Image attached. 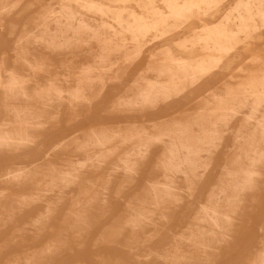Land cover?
Wrapping results in <instances>:
<instances>
[{
	"label": "bare ground",
	"instance_id": "obj_1",
	"mask_svg": "<svg viewBox=\"0 0 264 264\" xmlns=\"http://www.w3.org/2000/svg\"><path fill=\"white\" fill-rule=\"evenodd\" d=\"M4 1L5 4L8 3L4 5V9H6L12 4H18L17 2L21 0H14L10 4V0ZM68 1L70 4L58 14L57 12L56 14H51V12L48 14L46 11L45 13L48 15H43L44 21L39 29L40 33L30 38L34 39L36 44L38 42L41 45L44 44L46 50L59 56L76 55L74 54L76 51L81 53L82 51L79 50L85 47L89 48V53L86 57L82 56L83 54L81 55L86 59L79 67L62 64V68L66 72H64V75H58L59 73L51 75L53 71L51 68H53L52 64L54 63L53 60L48 58H42L38 60L37 65L32 66L33 74L24 76V73H26L24 72V75H21L16 68L10 70L6 80L0 74V103L7 117V121L0 125L1 156L16 157L19 152L33 146L40 135L56 131L59 127L58 124L60 125L61 109L65 105L68 106L67 124L73 125L80 117L73 111V108L76 109L74 104L87 103L91 106L93 100L99 98L105 92L104 90L113 80L111 74L117 73L120 66L122 68V65L124 67L126 63L133 64L147 49L159 47L161 40L169 35V27L181 28L182 25L184 26L190 22L193 15L199 18L206 16L208 12L218 8L222 0H130L138 3L139 7L143 8L145 12L143 14L129 12L131 14L129 19L123 16L124 10L109 11L106 8L107 11H105L96 2L86 0ZM109 1L121 3L122 5L130 2L129 0ZM80 2H83L82 7L89 11L95 10L102 14H113L116 26H106V24L100 27L97 26V28L91 26V18L86 17L78 10L76 11L75 7H72L74 6L72 3L80 5ZM159 2L165 6L166 11L156 6ZM110 4L112 3L110 2ZM107 7L109 8V6ZM51 24L55 28H51ZM261 30H264V0H238L234 12L227 17L225 23L213 29H206L190 45H179L184 50L196 55L193 61L188 62L189 59L176 57L177 55L174 56L175 52L171 53L169 50H164L163 56L157 52L161 58L155 60L152 66L149 65L150 71L156 76L155 80L147 81L145 78L147 76L137 78L140 81L134 82L135 87H133L134 85L131 86L134 89L126 90L124 94H121L114 102V107L121 110L122 113L132 114L143 112L146 109H155L160 104L170 103V101L184 93L186 89L188 90L189 86H195L202 77L214 72L224 57L235 55L239 49V44L254 40L255 34ZM29 52L27 49H21L16 54L19 58L24 59ZM251 60L249 61L251 62ZM252 63L251 65L254 67L248 68L247 66L246 69H244V66L242 67L241 71L246 75L248 73V75L243 80L238 78L240 81L237 83V90L233 91L235 96L232 93L231 97H220L221 99L219 98L217 102L224 106L218 107L216 111L211 113L199 111L185 118H183V115L179 118H176V116L174 119H170L171 121L166 123L161 121L160 125L152 128L141 127V130L134 128L137 130L136 134H133L132 129H123V131L118 129L113 132L109 130L107 132L92 130L89 135L86 134L88 136L85 135L84 139L77 138L73 140V136H71L65 142L60 143V146L56 149L60 150L63 146L67 148L73 145L76 153L86 156L83 161H77L79 163H76L71 158L62 159L58 168L57 165H51L50 163L51 168L48 169L50 173L39 180L37 187H33L32 184L31 187L33 188L28 190L35 192L20 197H17L18 195L8 197L9 194L11 195V191L7 188L0 191L1 199H12L7 204L12 206L15 204L32 205L33 203H30L31 197H36V199L43 202V199L50 194L62 198L66 189L79 186L81 189L80 198H90L97 201L102 197L105 200L104 196L107 195V188L105 187L106 191L103 190L105 192L102 191L103 196H101L99 190V193H97L91 189L95 182L102 181L103 184H109L117 179L116 177L119 174L123 175V182H127L133 175L137 176L139 168L147 161L152 149L161 146L163 153L160 165L163 167V180L155 185L150 184L149 187L152 200L151 206H155V209L151 210L146 206H142V204L147 205L146 203H141L139 205L141 207L136 214L138 219H130L131 221L127 222L128 227L130 226L132 229L131 235H144L147 222L150 224L151 220L149 218L154 216L155 210L162 211L163 207L167 208L175 202H183V200L181 201L182 194H180L182 192L179 193L178 188L174 187L179 178L182 177L181 181L184 182V187L188 189V192L193 193L194 190H197L198 188L195 189L197 183L199 184L203 175L205 176L210 168L212 158L220 148L226 135L232 134L235 141V144H233L236 148L233 146L235 150H233L227 169L224 171L226 173L220 177V182L218 181L220 183L219 186L217 185L218 188L209 193L206 204L201 205L199 208L195 219L188 228V232L185 235L182 234L180 239H176L173 244L175 248L173 254L164 257L167 264H215L216 258L224 252V246L236 243L238 238L243 237L244 222L250 220V215L253 212L252 202H256L261 198L264 192L261 184L264 178V55L259 58L256 57V59L254 57ZM16 65L18 64L16 63ZM39 73L44 76L42 80L38 77ZM228 97L231 99L228 100ZM239 116L243 117L240 119V123L233 128L232 123ZM70 140L72 141L67 144ZM118 141L122 147L127 146L129 149L124 150L123 148V153L119 154L121 147L116 146ZM71 151L73 153V150ZM115 158H117V161H115ZM104 163L111 165L112 170H105L102 174L103 167L101 170L99 168ZM38 167L36 168L38 169ZM65 167H69V170H65ZM85 168L92 170L87 174L83 171ZM27 170L25 165H12L8 168V173H5V175L7 174L5 181L20 184L27 178ZM200 170H202V175ZM33 179L37 181L36 176ZM93 186L95 187V185ZM4 193L8 194L6 198ZM78 200L80 201V199ZM146 200L148 199L146 198ZM51 202L50 204H54ZM72 204L74 205V203ZM75 206L76 215L96 211L93 202L91 204L76 201ZM134 207H138V205ZM12 208H7L6 213L9 210L13 211L14 208ZM132 209L134 210V208ZM0 216H2V213H0ZM166 217L169 218L168 215ZM76 221L79 223L82 218L77 217ZM66 224L68 223L66 222ZM70 225L72 224L70 223ZM150 239L147 238L148 243ZM259 245L260 248L253 256L248 258L247 264H264V238L260 240ZM183 247L186 248L185 251L181 249ZM227 255L228 253L225 257ZM27 261L29 262V260Z\"/></svg>",
	"mask_w": 264,
	"mask_h": 264
},
{
	"label": "rangeland",
	"instance_id": "obj_2",
	"mask_svg": "<svg viewBox=\"0 0 264 264\" xmlns=\"http://www.w3.org/2000/svg\"><path fill=\"white\" fill-rule=\"evenodd\" d=\"M13 1L14 0H10L9 4ZM86 1L96 2V4L101 5L104 9L102 7L101 8L105 11H117L118 9L124 10L123 16L126 19L127 17L128 19L131 17L130 13L143 14L145 12L143 8L139 7L138 3L130 0V2L123 5L109 0ZM222 1L218 8L214 9L212 12H208L206 16H201L199 18L198 16L193 15L194 17L192 16L190 22L184 26L182 25L181 28H174V26L169 27V35H166L165 38L161 40V45L159 47L147 49L143 54H141L139 59L133 62V64L126 63L124 67L122 65V68L120 66L117 73L111 74L113 80L104 90L105 92H103L99 98H95L91 106L87 103H81V105L77 103L74 104L76 109L73 108V111L80 117L73 125L67 124L66 114L68 112V106L65 105L61 109V116L59 119L60 125L58 124L59 127L56 129L63 131V136L51 140L52 134L50 133L40 135L36 139L33 146H30L17 154L19 160L10 156L4 155V157L0 155V191L6 190L7 188L11 191V195L4 193V197L6 198L7 195L8 197L16 195H18L17 197H20L25 194H32L35 192L28 190L34 186L37 187L39 185V180H42L44 175L50 173L48 170L51 168L50 163L51 165H57L56 167L58 168L60 167L59 165L62 159L66 160L71 158L72 161H76V163L83 161V158H86V156L76 153L73 145H70V147L68 146L67 148L63 146L60 150L56 149V147L58 148V146H60L59 143L62 142V139L66 138V136L74 134L73 140L77 138L84 139L92 130L104 132L109 130L110 132H113L118 129L120 131H123V129H132L131 131L133 134H136V129L138 128V130H141L142 128H152L160 125L161 121L162 123H166L174 119L176 116V118L183 116V118H185L189 115L196 114L199 111L211 113L212 111H216L218 107L224 106L220 102H217L218 99L220 97H231L233 91L235 92L237 90V83L248 75V73L246 75V73L244 74V72L241 71L242 67L244 66V69H246L247 66L248 68L254 67L251 65L253 64L252 62H254V57L256 59V57L259 58L261 55H264V30L258 31V33L255 34L254 40H248L245 41L244 44H239V49L235 55L232 57H224L223 61L214 72L210 75L202 77V79L198 81L195 86H189L188 90L186 89L184 93L170 101V103L160 104L155 109H146L143 112H134L132 114L122 113L121 110H117L118 108L114 107V102L121 94H124L126 90L134 89L133 87L136 85L134 84L135 81L138 82L140 81V78H144L145 76H147L145 77L147 81L155 80L156 76L150 71V66L153 65L155 60L163 56L162 53L164 50H169L171 53L175 52L174 56L177 55L176 57H182L185 60L189 59L188 62L193 61L196 55L191 54L189 51L184 50V48L180 46L184 44L190 45L192 42L194 43L198 36L203 34L206 29H213L216 26L225 23L227 17L234 12L238 0ZM110 2L112 4H110ZM5 3L6 2L4 0H0V12L2 14H0V74L3 79L6 80L10 70H15V68L21 75L25 74L24 76H27L33 74L32 66H35L34 64L37 65L38 60H41L42 58L53 60L54 64L51 63L53 65V68H51V70H53L51 75L58 73V75H64L66 72L62 68V64L73 67L81 66L80 64H82L84 59H86L82 56L86 57L89 53L88 47L79 50L82 51L81 53L76 51L74 53L76 55L59 56L46 50L44 44L41 45L39 42L36 44L35 40L30 38L40 33L39 29L43 25L44 21L43 15L46 16L50 14V12L51 14H56V12L58 14L70 4L68 0H21L17 2L18 4H12L4 9V5L8 4ZM80 3V5L72 3L74 5L72 7H75L76 11L78 10V12H81L86 17H90L91 26L95 28L105 24L106 26H116L113 14H102L101 12L95 10L89 11L82 7L83 2ZM107 6H109V8ZM156 6L159 9L166 11L165 6L160 2L157 3ZM111 7L112 9H110ZM46 11L48 14L45 13ZM51 28H55V26L51 24ZM21 49H27L30 51L24 59L19 58L18 54H16V52L18 53ZM157 52L162 55L160 56ZM191 55L193 56L190 57ZM32 56H34L33 58L35 59H33ZM249 60H251V62ZM27 61L29 64L26 63ZM73 61L79 64L75 65V63H72ZM15 62L18 65H16ZM38 77L41 80L44 78L41 73H39ZM137 78L139 79L137 80ZM132 85L134 86L131 87ZM233 96H235V93H233ZM229 97L228 100L231 99ZM229 105L233 106L231 103H229ZM5 117L6 115L4 109L0 103V125L7 121V117ZM242 117L243 116H239L233 121V128L240 123V119ZM71 141L72 140L68 141L67 144ZM233 141L234 139L232 134L226 135L220 148L215 153V157L213 156L212 158L213 161L210 168L205 173V176L203 175L199 184L197 183L198 187L196 185L195 189H198L194 190L193 193L190 191L188 192V189H185L186 187H184V182L181 181L182 177L179 178L174 187L178 188L177 190L179 193L182 192L180 194H182L181 201L183 200V202H175L169 207L167 206V208L163 207L162 211L155 210L154 216L149 218L152 226H150V224L146 221L147 229L145 230V234L140 236L131 235L130 232H132V229L130 226V228L128 227L127 222L138 219L136 214L141 207L139 206L141 203H146L147 205L142 204V206H146L151 210L155 209V206H151L152 200L149 187L163 180V167L160 165L163 153L161 146H157L152 149L147 161L139 168L137 176L133 175L127 180V182L124 183L123 175L119 174V176L117 175L116 177L117 179L113 180L109 184H103L102 181H100L93 184L95 187L93 185L91 186L93 192L99 193L100 191L101 196H103V192L106 191L105 187L107 188V195L104 196L106 198V202L102 199V197L97 200H100L99 202L93 199L91 200L90 198H80L81 189L79 186H72L70 189H66L64 194H67H63L62 198L55 194H50L48 197L43 199V202L42 200L36 199V197H31L30 203H33L32 205H7L12 199H1L0 197V213H2V216H0V264H24V262L25 264H167L165 263L164 257L173 254L175 249L173 244L176 239H180L182 234L185 235L188 232V228L195 219L199 208L201 205L206 204L208 200L207 196L210 195L209 193L218 188L221 180L220 177L224 176L226 173L224 171L227 169V164L231 159L230 157L232 156V152L236 148L234 146L235 141ZM116 146L119 148L121 147L118 153L122 154L124 147L119 144V141L116 142ZM128 149L129 148L127 146L124 148V150ZM71 150H73V153ZM115 161H117V158H115ZM18 164L25 165L27 167V178L20 184L17 182H6L5 179L7 174L5 175V173H8V168L12 165ZM44 165L46 167H50L46 168ZM104 165L99 168V170H101L103 167L101 170L102 174H104L105 170H112L111 165L105 163ZM36 167H38V169ZM40 169L43 172H41ZM64 169L69 170V167H65ZM91 170L90 168L83 169V171L87 174ZM222 173L223 175H221ZM200 174L202 175V170H200ZM35 176L37 177L38 182L33 179ZM133 177L135 180H133ZM32 184L33 187H31ZM261 184L264 188V178ZM146 198L148 200H146ZM78 199L85 203H95L94 207L96 208V211L93 210L92 212L89 211L85 213L87 216L85 214L76 215V201L80 202ZM110 201L112 205L110 204ZM50 202L54 204H50ZM71 202L74 203V205ZM135 205H138V207H134ZM12 207L14 210H9V212L6 213V210H8L7 208L11 209ZM252 207L254 213L252 212L250 215V220L244 222L243 237L238 238L236 243L224 246V252L216 258L215 264H247L248 258L253 256L260 248V240L264 238V192L261 198H259L256 202H252ZM132 208H134V210ZM165 215H168L169 218ZM75 217L82 218V221H79L78 223ZM66 222L68 224H66ZM70 223L72 224L70 225L71 227L69 226ZM185 229L187 230L185 231ZM147 238H151L152 241H150V239L148 243ZM181 249L184 251L186 250L184 247ZM226 253H228V255L225 257ZM26 259L29 260V262Z\"/></svg>",
	"mask_w": 264,
	"mask_h": 264
},
{
	"label": "crops",
	"instance_id": "obj_3",
	"mask_svg": "<svg viewBox=\"0 0 264 264\" xmlns=\"http://www.w3.org/2000/svg\"><path fill=\"white\" fill-rule=\"evenodd\" d=\"M50 134H52V136H51V140H54V139H57V138L60 137V136H63V135H64V132H63V131H60V130H56V131H54V132H52V133H50ZM73 135H74V134H73ZM73 135L66 136V138H63V139H62V142H65L66 140H68V139H69L71 136H73ZM62 142H60V143H62ZM60 143H59V144H60ZM10 157H12V156H10ZM13 158L19 160V159H18V156H16V157L13 156Z\"/></svg>",
	"mask_w": 264,
	"mask_h": 264
}]
</instances>
